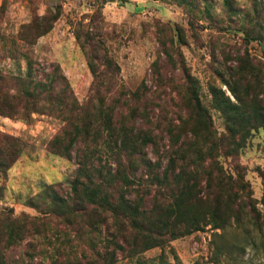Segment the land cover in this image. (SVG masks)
I'll list each match as a JSON object with an SVG mask.
<instances>
[{
	"label": "rangeland",
	"instance_id": "obj_1",
	"mask_svg": "<svg viewBox=\"0 0 264 264\" xmlns=\"http://www.w3.org/2000/svg\"><path fill=\"white\" fill-rule=\"evenodd\" d=\"M26 58L38 77L56 70L65 77L54 91L63 92L69 103L61 111V105L44 99L37 110L17 104L14 116L0 114V131L23 143L18 158L0 172V264H49L56 255L63 262L83 248L90 253V234L76 233L89 226L45 217L25 201L47 185L66 194L84 149L95 151L97 166L114 169L118 136L109 132L127 131L131 138L149 134L152 140L141 146L139 156L163 168L172 149L167 129L182 132L181 120L190 119L191 85L206 112V134L217 137L226 133L219 105L225 97L236 102L232 88L264 103V0H0V73L25 75ZM95 107L111 108L109 131L93 116ZM190 116L192 123L196 116ZM72 120H92L99 138L79 140L71 158L49 151L54 136L71 133ZM184 139L183 134L178 144ZM218 153L215 160L228 172L243 167L254 207L264 213V125L251 129L235 157ZM134 159L136 183L150 182L148 169L138 155ZM227 206L222 201L220 211ZM12 219L24 221L25 229L14 243L7 240ZM260 221L262 229L233 222L225 229L207 225L144 256L163 255L180 264H264V216Z\"/></svg>",
	"mask_w": 264,
	"mask_h": 264
},
{
	"label": "trees",
	"instance_id": "obj_2",
	"mask_svg": "<svg viewBox=\"0 0 264 264\" xmlns=\"http://www.w3.org/2000/svg\"><path fill=\"white\" fill-rule=\"evenodd\" d=\"M26 64L25 75L0 73V114L14 116L17 104L24 109L37 110L39 102L44 99L52 106L61 105L59 109L62 111V105L66 107L69 102L63 92H55L54 89L60 81H66L65 77L58 75L57 70L38 77L29 58H26ZM9 88H13L15 93L9 94ZM232 92L236 102L225 97L219 105L226 118V133L217 137L206 134L205 109L196 88L193 85L188 88V112L190 102L193 105L188 116L190 119L181 120L182 132H174L171 127L167 129L172 149L163 168L159 162L152 164L144 159V154L139 156L141 146L152 140L149 134L144 133L140 140L131 138L133 136L127 131H111L110 137L118 136L112 149L117 160L114 169L97 166L93 161L95 151L84 149L77 154V169L66 194L53 185H47L30 196L25 204L44 213L45 217L53 214L69 224L77 221L81 227L87 225L91 228L76 231L80 236L86 232L90 234L87 242L90 253L83 248L80 255L67 256L63 262L56 255L49 264H121V260H126L123 264H180L163 255L148 258L144 253L207 225L211 226L210 229H225L233 222L242 229H262L260 219L264 213L254 207L248 183L244 181L243 167L237 165L235 173H231L215 160L220 155L219 149L226 156L238 155L251 129L264 125V103L257 97L248 98L246 92L241 95L233 88ZM94 109L96 121L99 119L98 123L108 124L106 129L109 131L111 108L109 111L103 107ZM192 113L196 117L191 123ZM91 121L81 124L73 121L71 133L54 136L48 143V150L71 158V150L79 140L95 142L99 131L93 129L92 121L91 133ZM183 134L186 139L178 144ZM22 144L20 137L0 131L1 173L18 158ZM135 155L148 169L150 182L136 183ZM222 201L228 205L225 212L220 211ZM262 203L264 205V196ZM18 220L12 219L8 223L7 240L11 243L18 242L24 234V221L20 224ZM55 252L60 256L62 251L55 248ZM30 256L34 258L35 251Z\"/></svg>",
	"mask_w": 264,
	"mask_h": 264
}]
</instances>
